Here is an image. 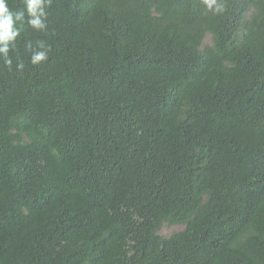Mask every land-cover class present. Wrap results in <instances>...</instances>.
Wrapping results in <instances>:
<instances>
[{
    "label": "trees",
    "instance_id": "trees-1",
    "mask_svg": "<svg viewBox=\"0 0 264 264\" xmlns=\"http://www.w3.org/2000/svg\"><path fill=\"white\" fill-rule=\"evenodd\" d=\"M217 2L9 0L0 264H264V0Z\"/></svg>",
    "mask_w": 264,
    "mask_h": 264
},
{
    "label": "clouds",
    "instance_id": "clouds-1",
    "mask_svg": "<svg viewBox=\"0 0 264 264\" xmlns=\"http://www.w3.org/2000/svg\"><path fill=\"white\" fill-rule=\"evenodd\" d=\"M208 10L220 13L224 11L222 3L217 0H202ZM27 13V25L34 30L44 31L47 28L45 23L47 13L46 5L51 0H23ZM25 11H12L9 8V0H0V58L3 59L4 65L11 69L12 60L9 57L10 48L13 47L17 37L24 28ZM17 24L19 27H17ZM27 49L31 52L30 64L33 66L41 64L48 58L50 51L42 41H37V47L34 49L31 42H28ZM18 70L23 71L24 64L17 65Z\"/></svg>",
    "mask_w": 264,
    "mask_h": 264
},
{
    "label": "rangeland",
    "instance_id": "rangeland-1",
    "mask_svg": "<svg viewBox=\"0 0 264 264\" xmlns=\"http://www.w3.org/2000/svg\"><path fill=\"white\" fill-rule=\"evenodd\" d=\"M182 228L179 226H175V227H166L164 226L160 231H159V235L163 236V237H167L170 234H172L173 232H177L179 230H181Z\"/></svg>",
    "mask_w": 264,
    "mask_h": 264
}]
</instances>
